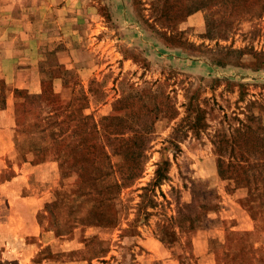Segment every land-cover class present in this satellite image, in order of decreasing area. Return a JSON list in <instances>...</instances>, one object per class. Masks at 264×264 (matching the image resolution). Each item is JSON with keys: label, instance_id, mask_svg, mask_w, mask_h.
<instances>
[{"label": "rangeland", "instance_id": "rangeland-1", "mask_svg": "<svg viewBox=\"0 0 264 264\" xmlns=\"http://www.w3.org/2000/svg\"><path fill=\"white\" fill-rule=\"evenodd\" d=\"M0 223V264H264V0H0Z\"/></svg>", "mask_w": 264, "mask_h": 264}, {"label": "trees", "instance_id": "trees-1", "mask_svg": "<svg viewBox=\"0 0 264 264\" xmlns=\"http://www.w3.org/2000/svg\"><path fill=\"white\" fill-rule=\"evenodd\" d=\"M15 93L17 95H19L20 94V91H16ZM49 94L53 98L57 99L56 98V95L52 94L51 92ZM53 107L51 108V111L49 113H53V114H62V113H64L65 114V118H67L68 116H71L70 113L69 114L66 113L67 106H64L63 107L61 105L55 104ZM85 119L88 120L86 117H84L83 120H85ZM62 124H63V122H60L58 124H55V126H59V125H62ZM83 126H84V124H83ZM85 127H87V124H85ZM63 129L64 128H62L61 126H59L57 128V130H58L59 133H61V131ZM81 132H82V130H81ZM86 132H83V134H85ZM92 133L95 134V135L97 134L96 131L94 130V127H93V131H89L88 130L87 137L85 139L84 138H82V139H79L78 138V143H77L78 146H76L74 148L75 151H77L78 153H80L82 150H86V152H85L86 155H91L96 160L95 163L92 161L93 158L90 159L91 160L90 163H87L89 159H85V160L81 159L79 161L81 163L82 162L85 163V165H86L87 168H84L82 170V173H83V176H85V179H83L77 185H78V188L80 190H82V192H84V195H87V196L91 192L96 193V195H99L100 192L103 191V190H98L97 182H98L99 178H102V177L106 176L105 173L100 172L101 171L100 170L101 168H99V166L101 165V162H103V159H107V157L105 155H103L102 156L103 158L101 160V158L97 154H95V150H94L95 149V144L94 145H85L86 143H88V141H94L93 143H95L96 140L92 137ZM109 134H115V133H113V132L112 133L111 132H107V135H109ZM80 146L83 147V148L80 149L79 148ZM80 158H81V155H80ZM131 176H132V174L130 172H128L126 174V177L124 178V180L127 181ZM243 178L246 180L245 175L243 176ZM232 179L234 180L235 179V176H232ZM234 182L237 183L238 181L237 180H234ZM114 185H115L116 188L119 187V185L116 184V183ZM96 202H97V205H98L97 208L99 210H101L102 209V205H103L102 201L98 200Z\"/></svg>", "mask_w": 264, "mask_h": 264}, {"label": "crops", "instance_id": "crops-1", "mask_svg": "<svg viewBox=\"0 0 264 264\" xmlns=\"http://www.w3.org/2000/svg\"><path fill=\"white\" fill-rule=\"evenodd\" d=\"M39 165H37V166H35V167H38ZM254 221V220H253ZM253 223V222H252ZM253 226H254V224H253ZM7 226H4V224H1L0 223V229L2 228V229H4V228H6ZM263 227L264 226H262V223H259V226H255L254 228H252L253 230H255V231H257V230H259L258 231V233L260 234V238L262 239V237H264V229H263ZM198 230H196V229H191L190 230V236L192 235V234H194L195 232H197ZM37 235V234H36ZM259 238V239H260ZM45 245H47V243H42V245H40L39 247H38V249H36L35 251H34V253H36V251H38L39 249H42L43 247H45ZM1 246V245H0ZM23 250V249H22ZM25 253H23V251L21 252V255L23 256V257H21L22 258V260L25 258V257H27V262H25V263H23L22 262V260H19L18 259V257H16V256H13V255H11V254H7V255H5L4 254V257L6 258V259H15V260H17L19 263H21L22 262V264H27L28 262H29V260L34 256L33 254H28L27 256H25L24 255ZM44 261H46V260H43L42 261V264L44 263Z\"/></svg>", "mask_w": 264, "mask_h": 264}]
</instances>
